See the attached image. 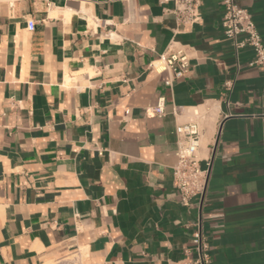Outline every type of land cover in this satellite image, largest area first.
<instances>
[{"label": "crops", "instance_id": "obj_1", "mask_svg": "<svg viewBox=\"0 0 264 264\" xmlns=\"http://www.w3.org/2000/svg\"><path fill=\"white\" fill-rule=\"evenodd\" d=\"M236 2L264 44V0ZM173 9L0 0V264H190L197 228L209 264H264V73L225 36L222 0L193 24ZM175 48L186 72L154 70ZM190 120L206 179L183 206L175 129Z\"/></svg>", "mask_w": 264, "mask_h": 264}, {"label": "built area", "instance_id": "obj_2", "mask_svg": "<svg viewBox=\"0 0 264 264\" xmlns=\"http://www.w3.org/2000/svg\"><path fill=\"white\" fill-rule=\"evenodd\" d=\"M173 12L184 22L193 24L200 20L201 0H172ZM223 16L221 25L225 36L232 41L235 49L249 46L254 55L248 62L251 67H256L264 73V44L250 13L240 6L236 0H222ZM33 28V23L29 24ZM188 55L182 48L171 50L165 57H161L153 64L154 70L160 72L169 70L173 76L178 77L186 72ZM159 62V64H155ZM229 86V83H226ZM264 94V84H263ZM150 112L163 116L165 114L164 99L159 98ZM199 115L197 111L193 113ZM177 136L176 162L172 167V182L177 191V198L183 206H188L192 197L203 192L206 170L200 166L201 157L198 154L200 144V122L190 120L180 123L175 129ZM191 251L196 257L190 264H209L210 256L208 246L203 239L201 231L197 228L192 234Z\"/></svg>", "mask_w": 264, "mask_h": 264}, {"label": "rangeland", "instance_id": "obj_3", "mask_svg": "<svg viewBox=\"0 0 264 264\" xmlns=\"http://www.w3.org/2000/svg\"><path fill=\"white\" fill-rule=\"evenodd\" d=\"M67 260H65L64 262H60L61 264H76L77 263V259L76 255H69V257L66 258ZM57 262V261H54ZM59 263V264H60Z\"/></svg>", "mask_w": 264, "mask_h": 264}, {"label": "bare ground", "instance_id": "obj_4", "mask_svg": "<svg viewBox=\"0 0 264 264\" xmlns=\"http://www.w3.org/2000/svg\"><path fill=\"white\" fill-rule=\"evenodd\" d=\"M156 64V63H155ZM159 64V63H158ZM80 250L81 251H83V249L82 248H80ZM46 264H58L57 262H53V261H49V262H47Z\"/></svg>", "mask_w": 264, "mask_h": 264}]
</instances>
